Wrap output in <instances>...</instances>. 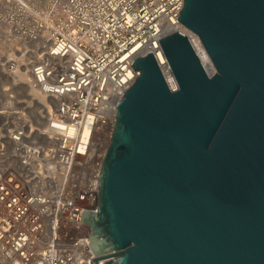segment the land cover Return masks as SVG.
I'll return each mask as SVG.
<instances>
[{
	"label": "water",
	"instance_id": "obj_1",
	"mask_svg": "<svg viewBox=\"0 0 264 264\" xmlns=\"http://www.w3.org/2000/svg\"><path fill=\"white\" fill-rule=\"evenodd\" d=\"M115 109L83 209L100 264H264V0H183Z\"/></svg>",
	"mask_w": 264,
	"mask_h": 264
},
{
	"label": "built area",
	"instance_id": "obj_2",
	"mask_svg": "<svg viewBox=\"0 0 264 264\" xmlns=\"http://www.w3.org/2000/svg\"><path fill=\"white\" fill-rule=\"evenodd\" d=\"M182 4L0 0V36L32 55L30 79L46 100L42 127L14 123L24 106L14 111L10 105L7 112L8 146L0 147V264H95L90 227L80 214L97 208L98 172L116 104L137 75L130 65L136 56L151 52L161 69L167 64L158 39L167 25L184 27L177 19ZM189 32L203 63L200 53H207ZM151 39L154 45L143 49ZM4 66L15 69V63Z\"/></svg>",
	"mask_w": 264,
	"mask_h": 264
},
{
	"label": "bare ground",
	"instance_id": "obj_3",
	"mask_svg": "<svg viewBox=\"0 0 264 264\" xmlns=\"http://www.w3.org/2000/svg\"><path fill=\"white\" fill-rule=\"evenodd\" d=\"M178 29L181 32H186V33H190L189 30L185 29L184 27H179L176 24L173 25H167V27H165L164 31L168 32L172 29ZM3 35V34H2ZM4 36H0V46H3V44H5V37ZM154 45V41L153 39L148 40L145 45L143 46V49H149ZM138 46V45H137ZM136 46V47H137ZM14 51L17 50V48L13 49ZM14 53V52H12ZM33 53V52H32ZM31 54H20L18 55L15 61V69L12 70L11 67H13L14 65H12L10 67V69L8 70L9 73H14L11 78L12 80H19V82L21 83L20 86L18 85V87L21 89L22 92H24V96H25V101H21V103L23 104L24 108H25V112L24 114H19L18 116L13 117V119H15V122L17 121V123L22 126H27V125H33V124H37V126L42 127V122H41V117L39 113H44V107L46 105V100L45 97L43 96V94L39 91L38 88H36L35 86H33L31 79H30V62H29V58L31 57ZM201 59L205 65V68L208 70V72H212L214 67L211 65L210 61H208V57L205 53H200ZM208 61V62H207ZM21 62V63H20ZM162 71L166 77V80L168 82V84L170 85L171 88L175 87V79L168 67V65L166 63L162 64ZM22 94V93H21ZM6 96V95H5ZM23 96V95H22ZM2 156H0V164L4 162V159L2 158Z\"/></svg>",
	"mask_w": 264,
	"mask_h": 264
},
{
	"label": "rangeland",
	"instance_id": "obj_4",
	"mask_svg": "<svg viewBox=\"0 0 264 264\" xmlns=\"http://www.w3.org/2000/svg\"><path fill=\"white\" fill-rule=\"evenodd\" d=\"M185 34L188 33L185 32ZM1 36L5 37V35ZM7 40L8 39L5 37V44H3V46H0V147L4 148L8 146L6 129L11 127L9 125V121H11L12 119L7 114V112L11 110L9 106L11 105L12 109L14 111H17L23 107V104H18V102L25 101V93L22 92L21 89L18 87V85L20 86L21 83L19 82V80H12L11 76L14 73L10 74L8 68L4 66L6 65V63L16 64L17 61L15 60L17 58L15 57L20 54H23V52H20L23 47H21L20 44L9 42ZM14 48H17V50L14 51ZM30 60H32L31 57L29 58V61Z\"/></svg>",
	"mask_w": 264,
	"mask_h": 264
}]
</instances>
